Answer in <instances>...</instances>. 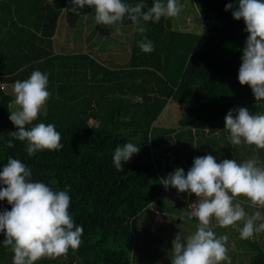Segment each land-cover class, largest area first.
<instances>
[{"label": "trees", "instance_id": "16d2710c", "mask_svg": "<svg viewBox=\"0 0 264 264\" xmlns=\"http://www.w3.org/2000/svg\"><path fill=\"white\" fill-rule=\"evenodd\" d=\"M192 2L204 34L176 29V17L162 18L148 24L144 35L155 50L145 54L137 45L141 34L125 20L122 28L134 37L125 48L130 50V64L112 69L88 53L55 52L53 39L62 18L69 28L81 23L89 33L84 43L91 47L105 38L102 50L106 44L107 49L121 45V32L96 25L92 8L85 6L76 15L63 11L70 0H0V166L11 156L54 190L70 185V212L84 228L78 249L37 264H132V221L152 205L172 211L167 204L172 194L164 192L160 179L174 166H166V171L158 167L155 128L162 134L164 128L188 129L193 138L195 131L228 132L224 117L231 109L264 112V101L256 102L250 87L237 79L248 34L243 20L225 11L234 0ZM112 37L118 39L110 41ZM36 69L49 74L52 93L47 115L40 120L55 124L63 148L29 157L23 142L6 146L16 129L9 120L15 95L5 87L27 79ZM128 141L141 151L118 171L114 150ZM4 208L10 209L6 201L0 202V210ZM250 246L255 250L251 264H264L263 250L252 242ZM12 256L0 246V264H12Z\"/></svg>", "mask_w": 264, "mask_h": 264}, {"label": "clouds", "instance_id": "9594fccd", "mask_svg": "<svg viewBox=\"0 0 264 264\" xmlns=\"http://www.w3.org/2000/svg\"><path fill=\"white\" fill-rule=\"evenodd\" d=\"M54 2V0H53ZM63 11L79 15L85 6L94 10L96 25L121 32L125 20L141 34L137 42L140 50L151 54L153 42L144 35L149 23L181 14V0H70ZM236 21L243 20L248 34L242 48L238 82L250 87L256 102L264 101V0H234L225 6ZM16 107L9 112L15 126L7 147L15 141L25 144L29 157L39 152L60 151L61 133L55 124L44 123L47 103L52 95L49 74L33 70L24 80H17L13 88ZM39 121V122H38ZM224 130L229 132L232 145H254L264 149V112L253 113L246 107L231 109L224 117ZM208 129V128H206ZM141 147L132 141L117 146L113 166L123 171V165L139 154ZM160 184L178 194L195 196L188 205L190 217L197 218L195 231L184 236L180 231L172 241L170 264H231L227 246L228 235H217L215 228L238 229L241 239L264 233V163L257 158L243 161L223 159L212 154L194 158L187 170L176 168ZM71 186L54 190L43 181L33 178L32 169L20 159L8 157L0 166V202L9 208L0 210V246L13 253L12 264H37L44 258H56L76 250L82 243L83 225L77 224L70 212ZM245 205L255 210L249 214Z\"/></svg>", "mask_w": 264, "mask_h": 264}, {"label": "rangeland", "instance_id": "374dc122", "mask_svg": "<svg viewBox=\"0 0 264 264\" xmlns=\"http://www.w3.org/2000/svg\"><path fill=\"white\" fill-rule=\"evenodd\" d=\"M182 4V12L174 20L175 28L185 32L204 34V27L201 21L198 20V10L194 6L192 0H182ZM61 21V32L59 36L61 44L56 42V47H64L70 51V49L72 50L75 46L74 48H76V51L73 52H82L91 49V44L87 45L84 43L85 40L83 37H87L89 33L84 30L81 23H78L77 28H69L64 18H62ZM63 29L65 31H63ZM129 32L130 30L127 31V27L121 28L122 35H117L121 38V40H119L121 45L116 44L115 46L122 49L127 48L134 38L132 36V32ZM105 39L101 40L99 44L100 46L102 45V48L105 43ZM114 39L118 38L112 37L110 41H113ZM96 42H98V40H96ZM106 46L107 44L104 49H107ZM59 49L62 50L61 48ZM127 53H130V50L127 51ZM127 53L125 50V57ZM13 88L14 85L13 87H5L6 91L14 94ZM15 107L16 106L14 105L13 109ZM155 129L156 131L153 136V142L155 145V161L161 170H168L166 169V166L170 165L174 166L172 169H169L170 172L176 168L188 170L192 166L194 158L204 156L209 153L215 156L218 162L223 159H236L237 161H243L249 158H257L261 163H264V153L262 152V149H256L254 145L247 144L232 145L229 140L230 134L226 131L203 135L195 131V137L193 136L192 138V134H187L188 129L176 130L164 128L165 131L163 134L160 133L162 132L161 128ZM170 189L172 192L171 196L177 197L179 201V203H175L172 200L171 204L177 209L169 211V215L174 216H164L163 214L158 217V220L160 219L158 222H154V215H152V217L147 221V237L144 245L140 242V235L142 233H139L138 231V224L142 220L135 219L132 221V228L135 235L132 264H141V260L145 263L151 262V264H155L154 261L157 259V256H159V260L161 259L160 261H162L160 264H170L169 251L172 247V241L178 232L180 231L184 236H187L195 231L196 223H194L192 219L197 221V218L190 217V209H188V205L194 202L197 198L194 195L188 197L187 194H178L176 189ZM181 198H183V200ZM245 207L249 214L255 210L249 205H245ZM262 211H264V209H262ZM162 216L166 217V220L165 218H162ZM164 222L165 224H163ZM215 231L217 235H228L227 246L229 249V256L231 257V264H251L255 255V250H253L250 245L242 246V248L239 247L238 242H241L243 239L240 238L238 229L232 227H216ZM138 241L139 244H137ZM247 242L255 243L264 252V233L255 235L254 238L248 239ZM152 244L159 246V249L152 250ZM141 257L142 259H140ZM57 259H60V257Z\"/></svg>", "mask_w": 264, "mask_h": 264}, {"label": "crops", "instance_id": "0c3cea01", "mask_svg": "<svg viewBox=\"0 0 264 264\" xmlns=\"http://www.w3.org/2000/svg\"><path fill=\"white\" fill-rule=\"evenodd\" d=\"M63 31H65L63 29ZM60 32H61V23H60V26L58 28V31H57V34L56 36L54 37V48H55V52L56 53H62V54H73V53H88L90 54L92 57H94L95 59L99 60L100 62H102L103 64L107 65L108 67L112 68V69H126L129 64H130V53H127V50L126 49V57L124 56V52H125V48L122 49V48H119V47H112L110 49H106V50H102V45L100 46L99 44H97V42L95 41V45H93V47H91V49H88L87 51H82V52H73V51H76V48L73 47V49L70 51L65 49L64 47H56V42L59 44H61L60 42ZM59 48H61L62 50H60ZM59 49V50H58ZM65 49V50H64ZM108 50V51H107ZM183 200V198H181ZM172 200L175 202V203H179L178 201V198L173 196L171 198H167V204L170 206V209L172 210H175L177 209L175 206H173L171 203H172ZM166 210H164V208L162 209L161 207L157 206V205H152L148 210H146L141 216H139L137 219L139 220H142L141 222H139V228H138V231L139 233H142L140 235L141 237V241L142 242V245H144L146 243V237H147V228H148V220L149 218L152 217V215H154V222H158V217L163 215L164 216H168L169 213L165 212ZM162 216V218H165L166 220V217ZM171 217H173L174 215H169ZM165 224V222L163 223ZM197 226V224H195ZM163 226V225H162ZM155 231V230H153ZM247 240H242L241 242H238V245L240 248H242V246H245V245H250V242H247ZM137 244H139V241L137 242ZM255 244V243H254ZM252 248V247H251ZM159 249V246L157 245H153L152 244V250H157ZM162 251V250H160ZM149 252V251H147ZM159 252V251H158ZM158 252H155V253H158ZM142 254V252H141ZM142 259V257L140 258ZM161 260V259H160ZM159 260V256H157V259L154 261L155 264H160L162 263V261ZM141 264H151V262L149 263H145V262H142V260L140 261Z\"/></svg>", "mask_w": 264, "mask_h": 264}, {"label": "built area", "instance_id": "2783aa9c", "mask_svg": "<svg viewBox=\"0 0 264 264\" xmlns=\"http://www.w3.org/2000/svg\"><path fill=\"white\" fill-rule=\"evenodd\" d=\"M164 192H165L167 195H170V194H172V192H171V189H170V188H169V189H167V190L164 188Z\"/></svg>", "mask_w": 264, "mask_h": 264}, {"label": "water", "instance_id": "95a60500", "mask_svg": "<svg viewBox=\"0 0 264 264\" xmlns=\"http://www.w3.org/2000/svg\"><path fill=\"white\" fill-rule=\"evenodd\" d=\"M168 175V174H167ZM167 175L165 176V178L167 177Z\"/></svg>", "mask_w": 264, "mask_h": 264}]
</instances>
